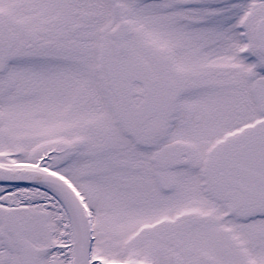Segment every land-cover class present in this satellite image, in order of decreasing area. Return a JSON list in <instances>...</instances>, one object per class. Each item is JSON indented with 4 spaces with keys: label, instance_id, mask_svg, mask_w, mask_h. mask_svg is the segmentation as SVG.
Here are the masks:
<instances>
[{
    "label": "snow or ice",
    "instance_id": "obj_1",
    "mask_svg": "<svg viewBox=\"0 0 264 264\" xmlns=\"http://www.w3.org/2000/svg\"><path fill=\"white\" fill-rule=\"evenodd\" d=\"M0 264H264V0H0Z\"/></svg>",
    "mask_w": 264,
    "mask_h": 264
}]
</instances>
